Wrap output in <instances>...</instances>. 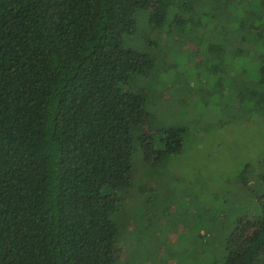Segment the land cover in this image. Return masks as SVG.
I'll return each instance as SVG.
<instances>
[{
    "label": "trees",
    "instance_id": "trees-1",
    "mask_svg": "<svg viewBox=\"0 0 264 264\" xmlns=\"http://www.w3.org/2000/svg\"><path fill=\"white\" fill-rule=\"evenodd\" d=\"M202 22L213 27L201 52L215 88L245 116L264 118V0H0V264H112L119 203L106 191L145 150L167 157L187 140L174 126L134 146L130 131L148 111L131 81L154 82L176 66L178 50L149 57L125 39L198 45ZM256 170L264 173V156L237 176L257 187V210L232 228L224 264L264 258V175ZM142 182L140 190L154 186Z\"/></svg>",
    "mask_w": 264,
    "mask_h": 264
},
{
    "label": "rangeland",
    "instance_id": "rangeland-1",
    "mask_svg": "<svg viewBox=\"0 0 264 264\" xmlns=\"http://www.w3.org/2000/svg\"><path fill=\"white\" fill-rule=\"evenodd\" d=\"M202 25L206 27L197 30L203 38L198 45L172 37L154 46L155 36H138L142 33L125 39L127 47L149 57L178 50L173 56L176 66L154 75V82L140 76L131 81L133 92L143 90L148 111L143 126L130 131L134 146L143 140L144 149L157 132L174 126H182L187 140H181L179 150L167 157L145 150L125 171L121 184L106 191L107 199L119 203L113 216L117 236L112 264H224L225 240L232 228L256 213L257 187L246 186L237 176L245 163L264 156L259 154L264 118L253 111L245 116L222 93L219 82L215 88L211 63L203 60L201 52L213 27ZM205 28L207 37L202 34ZM224 41L218 38V45L223 47ZM240 80L232 89L240 90ZM258 174L264 175L256 170ZM141 181L154 186L140 190Z\"/></svg>",
    "mask_w": 264,
    "mask_h": 264
}]
</instances>
